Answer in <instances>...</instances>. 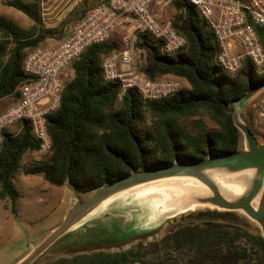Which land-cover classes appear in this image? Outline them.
Segmentation results:
<instances>
[{"label": "trees", "instance_id": "1", "mask_svg": "<svg viewBox=\"0 0 264 264\" xmlns=\"http://www.w3.org/2000/svg\"><path fill=\"white\" fill-rule=\"evenodd\" d=\"M7 5L34 23L26 29L0 16V101L10 99L12 104L18 100L19 88L29 81L23 68L28 52L52 46L47 41L62 35L43 26L40 0H9ZM174 8V25L186 37L187 47L168 55L162 41L140 34L136 48L146 56L143 71L148 77L183 79L188 85L181 91L152 102H145L134 90L121 96L119 84L107 82L103 74L104 57L120 46L95 44L69 68L73 77L64 83L59 109L48 117L51 154L26 166L25 155L40 150L28 124H20V132H3L0 198L11 200L14 214L19 197L15 178L20 172L42 174L53 186L68 184L75 192L88 194L137 170L240 150L234 106L239 108L264 87V68L247 60L237 74H229L217 63L219 44L199 11L187 0H177ZM258 32L264 44V30ZM63 34L64 40L68 33ZM205 117L216 127L210 128ZM189 217L195 218L194 224L152 244L144 256L155 257L140 264H264V236L247 217L232 211H200ZM141 248L143 244L53 264H138Z\"/></svg>", "mask_w": 264, "mask_h": 264}, {"label": "rangeland", "instance_id": "2", "mask_svg": "<svg viewBox=\"0 0 264 264\" xmlns=\"http://www.w3.org/2000/svg\"><path fill=\"white\" fill-rule=\"evenodd\" d=\"M8 1L0 0V16L13 19L26 29L32 28L34 25L32 20L18 10L9 7ZM104 1L40 0L43 26L62 35L49 39L47 44L58 45L63 40V33H68L72 23ZM176 14V9L171 8L160 15L174 20ZM129 31L132 29H120L114 34L110 43L116 42L121 46L122 38ZM138 54L143 69L146 56L139 50ZM72 77V70L68 69L61 75V80L66 83ZM179 81L184 88L187 86L183 79ZM10 103L11 101L7 100L1 101L0 113L6 110ZM234 114L245 127H248L259 144L264 146V116L262 115L264 114V87L244 104L241 103L239 108L235 105ZM204 120L210 128L216 127L208 118L205 117ZM148 126L149 122L143 129L147 130ZM17 130V128H11L9 131L17 132ZM240 132V150H244L246 148L245 133L241 129ZM43 157L45 156L39 152L28 153L23 163L28 166ZM15 186L19 192L16 214L12 212L11 200L0 198V264H19L65 221L77 202L86 201L93 195V192L79 194L68 184L63 187L53 186L44 180L42 174L28 176L20 172L16 175ZM137 187H131L110 198L88 217L76 223L30 264H53L62 259H73L100 251L120 253L138 248L141 244L143 248L140 249L141 256H139L138 264L144 261L148 263L155 257L149 253L144 256L150 251L152 244L159 242L171 231L181 226L194 224L195 218L189 215L200 211H225L202 206L169 214L172 207H166L163 204L166 201L162 195L140 192ZM235 212L248 218L243 211ZM184 216L187 218H183ZM255 225L258 226L257 223ZM116 237L119 240L129 239L115 243L113 240Z\"/></svg>", "mask_w": 264, "mask_h": 264}, {"label": "built area", "instance_id": "3", "mask_svg": "<svg viewBox=\"0 0 264 264\" xmlns=\"http://www.w3.org/2000/svg\"><path fill=\"white\" fill-rule=\"evenodd\" d=\"M177 0H106L72 23L66 39L56 46L28 52L23 68L29 81L19 88L18 100L0 113V141L5 130L28 124L44 156L51 154L53 143L48 117L61 104L64 82L61 75L95 44L108 43L120 29L131 28L120 48L103 59L107 82L119 84L121 96L137 91L145 102L167 99L184 86L180 79L148 77L139 62L136 48L140 34H151L163 43L165 54L187 47L174 20L160 14L174 8ZM211 27L219 44L217 63L229 74H237L248 60L264 68V44L258 29L264 30V0H187ZM264 116V114H262Z\"/></svg>", "mask_w": 264, "mask_h": 264}, {"label": "water", "instance_id": "4", "mask_svg": "<svg viewBox=\"0 0 264 264\" xmlns=\"http://www.w3.org/2000/svg\"><path fill=\"white\" fill-rule=\"evenodd\" d=\"M235 122L238 128L245 133L246 148L244 150H238L220 156H212L204 160L178 162L170 165L153 166L143 170H137L101 187L94 191L93 195L88 200L77 202L68 213L65 221L19 264L32 263L42 255L48 247L66 234L76 223L88 217V215L94 212L99 206L123 191L134 186L144 185L145 183L185 175L197 177L212 192L213 198L209 207L232 212L243 211L252 222L258 224L264 236V189L261 194L258 208L255 209L247 199H241L237 202L226 200L222 196L216 183L202 174L205 171L217 168L236 170L245 168L264 169V146L259 144L248 127H245L238 120V117H235Z\"/></svg>", "mask_w": 264, "mask_h": 264}, {"label": "bare ground", "instance_id": "5", "mask_svg": "<svg viewBox=\"0 0 264 264\" xmlns=\"http://www.w3.org/2000/svg\"><path fill=\"white\" fill-rule=\"evenodd\" d=\"M219 187L222 196L237 202L247 199L257 209L264 189V169L217 168L202 173ZM140 192H152L164 197L163 204L172 207V211L211 205L212 192L195 176H177L138 185ZM164 208V206L162 205ZM170 209V210H171ZM167 213V212H166Z\"/></svg>", "mask_w": 264, "mask_h": 264}, {"label": "crops", "instance_id": "6", "mask_svg": "<svg viewBox=\"0 0 264 264\" xmlns=\"http://www.w3.org/2000/svg\"><path fill=\"white\" fill-rule=\"evenodd\" d=\"M181 80V79H180ZM185 81V80H184ZM185 83H186V85H188V83L185 81ZM5 100H7L8 102H10L9 100L10 99H4V100H2V101H5ZM1 102V101H0ZM43 176V175H42ZM43 178H44V176H43ZM45 180V179H44ZM34 194V193H33ZM32 196V195H31ZM35 196V195H34Z\"/></svg>", "mask_w": 264, "mask_h": 264}]
</instances>
